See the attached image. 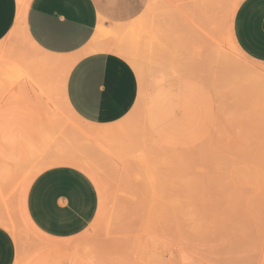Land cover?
Instances as JSON below:
<instances>
[{"label":"rangeland","instance_id":"obj_1","mask_svg":"<svg viewBox=\"0 0 264 264\" xmlns=\"http://www.w3.org/2000/svg\"><path fill=\"white\" fill-rule=\"evenodd\" d=\"M241 1L148 0L133 19L106 33L100 28L95 41L132 65L142 104L105 126L118 130L98 140L64 97V64L76 53L38 50L22 30L0 41L1 122L10 113L53 111L54 137L96 145L87 158L99 194L97 215L83 233L46 238L23 215L24 181L33 171L23 159L19 175L0 180V227L13 241V264H264V63L235 44ZM53 57L58 65L38 62ZM226 209L240 210L228 218L244 224L228 230L232 238L218 227ZM55 242L69 247H45ZM181 254H189L184 262Z\"/></svg>","mask_w":264,"mask_h":264},{"label":"crops","instance_id":"obj_2","mask_svg":"<svg viewBox=\"0 0 264 264\" xmlns=\"http://www.w3.org/2000/svg\"><path fill=\"white\" fill-rule=\"evenodd\" d=\"M147 2L29 0L25 25L39 48L72 54L90 44L98 27L113 29L133 19ZM18 8V0H0V41L15 25ZM232 31L239 50L248 58L264 63V0H242L234 14ZM138 93L134 68L112 49L82 56L64 77L66 102L74 116L95 127L88 133L95 134L97 140L113 134V128L105 126L127 116ZM25 209L32 225L45 237L67 240L80 235L93 223L99 209V194L85 171L75 165L55 163L38 173L29 184ZM68 247L59 244L48 249L61 251ZM13 260V241L0 227V264H13Z\"/></svg>","mask_w":264,"mask_h":264},{"label":"bare ground","instance_id":"obj_3","mask_svg":"<svg viewBox=\"0 0 264 264\" xmlns=\"http://www.w3.org/2000/svg\"><path fill=\"white\" fill-rule=\"evenodd\" d=\"M19 2V10H18V15H17V19H16V22H15V25L13 26L12 28V31H16V30H22V32L24 33V35L27 37V39L30 41V43L32 44V46H34V48L38 49V50H41L33 41L32 39L30 38L29 36V33L27 31V28H26V25H25V12H26V9H27V6H28V3H29V0H18ZM102 24V23H101ZM106 25V24H105ZM97 28V27H96ZM102 28V27H101ZM117 28V27H116ZM98 30L95 32L96 34L94 35L93 39H91L92 41L90 42V44H88L84 49H82L81 51H79L78 53L72 55L71 57H68L70 58L68 60V62H64V66H67L68 69H70L74 63L79 59L81 58L82 56L86 55V54H90V53H94V52H97V51H108L111 49V45H102L101 43L95 41L96 37L98 35L102 33H106L108 32V30L106 32H103V28L101 29L102 31L100 32L99 30V27L97 28ZM108 29V28H107ZM113 30V29H112ZM121 30V29H120ZM11 32V31H10ZM110 32V31H109ZM117 32V30H116ZM114 32V35H116ZM123 32V31H122ZM122 32H117L118 34L117 35H120ZM109 34V33H108ZM123 34V33H122ZM111 35V33H110ZM113 35V33H112ZM228 36V35H227ZM118 37V36H117ZM231 40V39H230ZM119 52V51H118ZM49 56V55H48ZM50 58V56H49ZM54 58V57H53ZM61 58V57H60ZM56 59V60H55ZM66 59V57H65ZM223 59V58H222ZM57 58L55 57L54 59H40L38 62H40L41 64H52V65H58L57 64ZM58 61L59 58H58ZM62 61V59H61ZM60 61V62H61ZM179 61V60H178ZM218 62V61H217ZM59 63V62H58ZM61 63V64H63ZM174 64L176 62H173ZM196 63V61H195ZM158 64V63H157ZM155 64V65H157ZM174 64H171V65H174ZM180 64V63H179ZM184 64L181 62V65ZM170 65V64H169ZM170 65V66H171ZM176 65V64H175ZM190 65V63L188 64V66ZM192 65V64H191ZM194 65V64H193ZM179 66V65H177ZM166 67V66H165ZM169 67V66H168ZM187 67V66H186ZM185 67V64L183 65V68H186ZM197 67V66H196ZM158 68V65L157 67ZM190 68V67H189ZM198 68V67H197ZM196 68V69H197ZM153 69V68H152ZM168 68H165L164 70H166ZM171 69V68H170ZM169 69V70H170ZM176 69V68H175ZM195 69V68H194ZM195 69V70H196ZM200 71V69H198ZM158 72V70H155ZM162 72V69L159 70ZM189 70H186V72H189ZM194 71V70H193ZM157 72H156V76H157ZM198 72V71H197ZM201 72V71H200ZM199 72V73H200ZM152 73V72H151ZM229 75L231 76V78L233 77L231 75L230 72H228ZM167 74V73H166ZM185 74V72H184ZM188 74V73H187ZM197 74V73H196ZM227 75V77L229 76ZM155 76V77H156ZM161 75L160 73H158V77L161 78ZM169 77H171L170 75H168ZM204 76V75H203ZM208 76V75H207ZM229 76V77H230ZM154 77V78H155ZM156 77V78H158ZM167 77V76H165ZM161 78V80L163 79H166V78ZM226 77V76H225ZM189 78V76H188ZM230 78V79H231ZM234 79V77H233ZM158 81L160 79H157ZM160 80V81H161ZM232 80V79H231ZM156 81V80H155ZM209 81V80H208ZM236 81V79L234 80V82ZM233 82V80H232ZM233 82V83H234ZM146 93V92H145ZM146 96V95H145ZM142 97V96H141ZM145 99V98H144ZM145 101V100H144ZM145 103V102H144ZM142 104V102L140 103ZM139 103L135 105V107L138 105H140ZM69 106V105H68ZM144 108V107H141V109ZM135 109V108H134ZM133 109V110H134ZM137 109V108H136ZM132 110V111H133ZM140 110V109H139ZM143 110V109H142ZM220 110V109H219ZM73 111V110H72ZM135 111V110H134ZM8 111L5 112V114L7 113ZM10 112H13V111H10ZM16 112V111H15ZM20 112V111H18ZM139 112V111H138ZM220 112V111H219ZM9 113V112H8ZM8 113L6 116H8ZM51 113V114H50ZM47 111L46 112H43V111H40L38 113V111H24L23 112V116L21 117L19 114L17 115V112L16 113H10V115L8 116L7 119L3 120V122H1L0 120V142H2V144L4 143L3 147L0 146V180L2 178H5V181L7 178H10L13 176L14 173L18 172L22 167L20 165V162L23 160V159H27L30 161V169L29 170H32L31 171V176L30 174H28L30 177L28 179L27 177V180L25 179L24 181V184L26 183V185H24V189H23V194H22V200H21V204H22V211H23V215H24V218L26 220V222L28 223V225L36 232L40 233L33 225L32 223L30 222L28 216H27V213H26V209H25V196H26V192H27V189H28V186L29 184L31 183V181L33 180V178L38 174L40 173L42 170L46 169L47 167L55 164V163H64V164H71V165H75L77 167H79L80 169H82L83 171H85L89 177H93L94 178V175H93V170L91 169L92 167L90 166V162L88 160V158L92 155H89L87 156L88 152L89 151H93L94 147L92 145L89 144V142H81L79 141L78 139H76L75 137L73 136H67V137H54L53 135V132H52V129L53 127L51 125H53L52 121L55 119V117H52V116H55L53 111ZM53 113V114H52ZM221 113V112H220ZM1 115V114H0ZM20 116V117H19ZM137 116V115H135ZM140 116V114H139ZM2 119V118H1ZM219 119V118H218ZM138 120V119H136ZM138 122V121H137ZM115 126V125H114ZM117 126V125H116ZM140 126V125H139ZM118 127V126H117ZM117 127H113V132H115L116 130H118ZM140 129V128H139ZM143 135V134H142ZM146 135V134H145ZM62 136V135H61ZM145 139V138H144ZM150 143V142H149ZM152 143V142H151ZM152 146V144H151ZM154 146V145H153ZM159 147V146H157ZM197 148V146H195ZM168 148V147H167ZM158 149V148H157ZM193 151V150H192ZM92 152H90L89 154H91ZM174 153V152H173ZM194 154V153H193ZM154 155V154H153ZM193 156V155H192ZM88 157V158H87ZM157 157V156H156ZM172 157V156H170ZM92 158V157H91ZM158 158V157H157ZM169 157L166 156V159H168ZM177 158V157H176ZM174 158V159H176ZM90 159V158H89ZM162 159V158H161ZM165 159V160H166ZM182 159V158H181ZM164 160V161H165ZM168 162V161H167ZM96 169V168H95ZM97 170V169H96ZM20 172V171H19ZM18 172V175L21 173ZM16 175V174H15ZM27 175V176H28ZM3 180V179H2ZM95 182V179L93 180ZM98 181V180H97ZM4 182V180H3ZM8 182V181H7ZM96 183V182H95ZM99 183V186L102 187L100 184V182L98 181ZM96 185H98L96 183ZM101 191H103L102 189H100ZM99 190V191H100ZM102 193V192H101ZM264 203V201H263ZM106 206V205H105ZM231 206V207H230ZM228 208H232V205H228L227 206ZM105 209V208H104ZM225 209V207L223 208ZM231 209H226V211H230ZM238 209V208H237ZM237 209L235 208V211H237ZM240 209V208H239ZM247 210V208H245ZM264 208H262L261 211L264 212L263 210ZM100 210H103L102 208ZM232 210H231V214L229 213L228 215V211H227V219L226 218H223L225 217V214L226 212L224 213H221V217L223 218L222 222L220 223L221 225L218 226L219 229L222 227V230L224 229L225 231H228V230H235L233 228H236V230H239L238 228L244 226V224L242 225V222L241 220L238 221L239 224V227H236V225L234 223H232L231 219L228 218V216H233L234 213H232ZM241 210V209H240ZM238 210V213L236 215H234L235 217L238 216L239 214H241V211L242 213H244L245 215V211L244 210ZM233 211V212H235ZM240 211V213H239ZM261 212L258 216L256 215V221L258 220V217L259 219L261 218V214L263 213ZM233 214V215H232ZM264 214V213H263ZM243 215V214H242ZM241 215V216H242ZM1 218H3L1 216ZM264 218V216L262 217ZM261 218V219H262ZM4 219V218H3ZM221 219V218H220ZM226 219V221L230 222L231 224L233 225H230L229 227H226L227 224L229 225V223H226V221H224ZM244 219V218H243ZM242 219V220H243ZM2 220V219H1ZM264 220V219H263ZM263 220H259V221H263ZM246 220L244 219V222ZM259 221H257L258 223H260ZM224 223V225L222 224ZM12 224V223H11ZM247 223L245 222V225ZM262 224V223H261ZM225 228H223V226ZM260 225V224H259ZM14 228H15V225H13ZM233 226V227H231ZM263 225H261L262 227ZM229 228H232V229H229ZM259 228V227H258ZM257 228V229H258ZM218 229V228H217ZM227 229V230H226ZM244 229V228H242ZM264 229V227H263ZM262 229V230H263ZM16 230V229H15ZM221 230V229H220ZM222 230H221V234L222 233ZM259 230V229H258ZM257 230V232H258ZM223 231V232H225ZM245 231H247V228L243 230V235H245ZM14 232V230H13ZM260 232V231H259ZM258 234L260 236H258L257 238L261 237V232ZM15 233V232H14ZM237 233V232H236ZM235 233V234H236ZM238 233H242V230H240V232L238 231ZM41 234V233H40ZM227 234V233H226ZM230 236H227L229 235ZM233 234V233H232ZM43 235V234H42ZM225 235L227 236L228 238H232V235H231V232L229 233L228 231V234ZM237 235V234H236ZM264 235V234H263ZM44 236V235H43ZM242 236V235H241ZM47 238V237H46ZM243 238V237H241ZM224 241L227 240V238H224ZM16 240H17V237H16ZM18 242V241H17ZM21 242V241H20ZM39 242V241H38ZM39 244V243H38ZM46 244V243H45ZM60 243L58 242H55V243H51V244H48L47 246H45L46 248L50 247V246H54V245H59ZM24 247V246H23ZM187 254V253H186ZM184 255L182 257V254H181V257L183 259V262H184V259H185V256H188V255ZM199 256V255H198ZM201 256V255H200ZM189 257H191V259H193L194 257H197L194 255V257L192 258V256L190 255ZM197 259H200L199 257ZM204 259V258H203ZM202 259V260H203ZM200 260V261H202ZM209 260V259H207ZM180 261V260H179ZM188 261V260H187ZM204 261V260H203ZM178 262V261H177ZM197 262V261H196ZM26 263V262H25ZM171 263V262H170ZM182 263V262H181ZM208 263V261H207ZM212 263V262H210ZM214 264V263H213Z\"/></svg>","mask_w":264,"mask_h":264}]
</instances>
